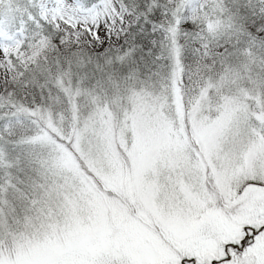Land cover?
<instances>
[{
	"label": "snow or ice",
	"instance_id": "snow-or-ice-1",
	"mask_svg": "<svg viewBox=\"0 0 264 264\" xmlns=\"http://www.w3.org/2000/svg\"><path fill=\"white\" fill-rule=\"evenodd\" d=\"M0 264H264V0H0Z\"/></svg>",
	"mask_w": 264,
	"mask_h": 264
}]
</instances>
